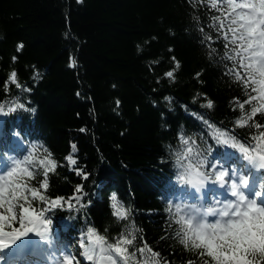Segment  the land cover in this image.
<instances>
[{
  "label": "trees",
  "instance_id": "trees-1",
  "mask_svg": "<svg viewBox=\"0 0 264 264\" xmlns=\"http://www.w3.org/2000/svg\"><path fill=\"white\" fill-rule=\"evenodd\" d=\"M217 7L227 14L226 0H217ZM221 11L211 8V0H0V104L5 111L14 101L29 109L3 117L0 158L20 159L34 171L23 183L35 188L47 160L55 161L47 190L40 189L49 201L67 200L83 185L84 207L73 201L72 208L63 204L45 213L52 218L51 243L60 255L72 251L80 264H89L80 241L86 242L92 227L108 243L135 235L125 245L129 253L136 250L132 264L154 253L160 264H214L202 249L179 243L175 208L191 219L182 207L193 183L217 182L215 165L225 169L228 145H217V138L249 148L247 154L234 149L238 154L230 157L236 166L247 155L261 158L253 151L259 143L253 137L264 132V111L242 127L236 123L260 101L245 85L238 58H226L232 46L225 48L224 34L217 31ZM13 71L19 89L9 81ZM236 72L244 79L236 80ZM251 96L257 99L247 103ZM181 135L189 145L180 142ZM70 154L75 166L66 160ZM112 193L130 210L126 220L112 215ZM23 203L17 201L11 228H19ZM31 203L37 210L47 207ZM145 244L150 251L142 256L138 249Z\"/></svg>",
  "mask_w": 264,
  "mask_h": 264
},
{
  "label": "snow or ice",
  "instance_id": "snow-or-ice-1",
  "mask_svg": "<svg viewBox=\"0 0 264 264\" xmlns=\"http://www.w3.org/2000/svg\"><path fill=\"white\" fill-rule=\"evenodd\" d=\"M77 2L81 3L82 0H77ZM221 3L223 4V0H221ZM261 3H264V0H240V2H236V0H226L227 14H225L217 7V0H211V8L221 11V16L215 17V20L219 21V28L217 31L224 34L223 39L226 41L225 48H229V45L232 46L230 52L226 53V58L233 61H237L238 58L239 67L244 70L247 77V80H244L245 85L247 87H251L252 91L258 93L259 96L260 106L253 105L251 108V115L243 118V123H241L240 120H237L236 123L241 127L244 123H247L248 120L255 116L257 112L264 111V78H262L259 73L251 70L253 53L256 49L248 46L249 41L259 40V37L255 34V32L252 35H248L246 31V22L253 18V16L257 22L264 19V7H260ZM250 27L254 28L256 32H264V23L251 24ZM202 30L203 29H201V31ZM229 33L231 34L230 36L228 35ZM22 48L23 45L21 44L19 45L17 51ZM212 52H216V48H212ZM15 59L16 57H13V60ZM74 66L75 61L73 60L69 67ZM179 67L180 65L177 62L176 68L178 69ZM232 71V69H229V72ZM165 75L168 78H173L174 73L173 71H168ZM235 78L238 81L244 79L239 72L235 73ZM9 81L10 83L15 84L18 89L22 87L17 81L16 72L14 71L11 73ZM248 81H251V84H248ZM24 91L30 92L31 89L25 87ZM165 99L168 98L165 97ZM256 99V96H251L247 103H251L252 100ZM119 103L120 102L117 100V106H119ZM13 104L14 106L9 107L7 111L4 110V105L0 104V115L8 116L9 113H15L17 109L29 111L26 103L24 102L14 101ZM212 106V102L208 101L206 107L212 108ZM240 108H244L243 103L240 104ZM31 111L35 112V109H31ZM256 127L259 128L260 125L257 124ZM81 131L83 132L84 129H81ZM223 135L224 134L221 133V136ZM253 139L259 140V143L255 146L253 151L259 154L261 158L264 157V132H261L258 137H253ZM180 142L183 145L190 144V141L183 135L180 136ZM216 144L228 145L232 149H239L240 152L245 154L250 151L249 148L245 147L243 144L235 142L231 138H217ZM188 149L191 150L192 148L189 147ZM76 151V145L72 144L71 152L74 154ZM208 151L211 152L212 148L209 147ZM48 155L50 157L51 154L49 153ZM205 155H207V153H205ZM30 159L31 157H28L23 163H27ZM208 159L210 160V156H208ZM66 160L71 166H75L77 164V160L71 154L66 157ZM47 165H50L51 168L47 167ZM179 165L180 161L177 160L176 167L178 168ZM11 166V171H9L7 175H0V178H3L0 180V183H2L6 189L3 193V204L0 205V209L3 210L0 212V252L10 248L18 240L29 236V234H34L43 241H49L53 221L52 218H45L46 212H54L55 209L61 208L63 204H67L69 208H72L73 201H75V203L81 208L85 206L82 202L83 185H78L75 189V194L67 200L58 197L49 201L48 198L41 193L40 189H44L46 191L48 188V172L56 168V162L50 158L47 160V164L45 165L44 179L40 182L39 188L29 187L27 184L23 183L24 175L33 177L34 171H29L27 168L23 167L20 159H17L15 161V165ZM209 167H212V165L210 164ZM215 169L217 181L224 182L226 180L231 181L236 179L233 172L230 175L229 171L223 169L220 165H215ZM75 174L77 176H82L85 180L88 179V176L80 169H75ZM242 180L245 182L243 184L248 183L247 179L241 178L240 182H242ZM224 186L227 187L228 185L225 184ZM231 187L233 189V184ZM20 189H23V197L15 196V192ZM242 191L244 190L242 189ZM26 192L30 193V197L25 195ZM245 195L241 196L245 197ZM236 197L237 193L232 191L229 199H236ZM262 197H264V192H262L260 198ZM31 200L44 202L47 207L43 210L34 209L32 207ZM110 200L111 208L113 209L112 215L118 220H126L130 214V210L125 209L124 204L118 200L116 193L111 194ZM252 200H255L256 202L253 207L259 205L260 208H264V206H261V204H264V198L260 199V203H258V199L249 198V201ZM17 201H24L23 204H20L21 211L19 213V228H11L12 223L17 220V215L14 211ZM76 210L79 211V208ZM180 212L181 209L179 207L175 208V215L178 216L176 223L179 225V230L176 235L179 238V243L185 248L191 246L193 249H202L203 251L200 254L211 258V260L214 261V264H261V262L264 261V255H261L259 251H257L253 256L250 251L243 249L240 246L241 238L239 236L213 238L206 234H199L198 230L193 229L192 223H190L186 216L177 215ZM30 217L34 218L35 222H31ZM6 227L11 228V231H5ZM98 236L100 235H97L95 230L92 227H89L87 228V242L83 239L80 241V247L83 249V257L89 262V264H99L97 259L99 249L93 248L90 243ZM135 239V235L128 233L127 235L122 234L115 241V243L106 242V246L111 245L107 254L111 257L112 264H132V262L136 260V250L129 253V249L125 247V245H131ZM138 251L142 256H144V254L149 252L150 249L145 244L144 247L138 249ZM158 256V253H154L152 257H145L142 264H160V261L155 259V257ZM241 257L243 259H240ZM0 264H3L2 258H0ZM55 264H80V262L78 259H75L74 253L71 251V254H64L57 259ZM204 264H208V261H205Z\"/></svg>",
  "mask_w": 264,
  "mask_h": 264
},
{
  "label": "clouds",
  "instance_id": "clouds-1",
  "mask_svg": "<svg viewBox=\"0 0 264 264\" xmlns=\"http://www.w3.org/2000/svg\"><path fill=\"white\" fill-rule=\"evenodd\" d=\"M260 7H264V3H261ZM255 23H264V19L260 21H255L253 18L249 19L246 22V31L248 35H252L254 32L259 37V40H252L248 42V46L256 49L253 53V63L251 65V70L257 72L264 78V32H256V30L250 27L251 24ZM250 163L257 164L259 168L264 169V157L260 158L259 161L255 157H247ZM3 178H0L2 180ZM192 183L191 180L188 181ZM203 179L200 180V183L203 184ZM242 183H245L242 180ZM236 185L233 184V192H236ZM5 187L0 183V195H3ZM23 189L15 192V196L23 197ZM240 201H244L245 197L240 196ZM255 200L248 201L246 209L243 211H238L237 215L241 217L239 223H232L229 221L225 225L222 221H217L215 224H207L205 222L194 223V217L189 219L192 223L193 229L198 230L201 235H209L213 238H223L226 236H239L241 238V247L247 251H250L253 256L257 251L261 255H264V208L255 205ZM227 207L231 208L232 205ZM239 209V205H237ZM214 214V213H211ZM228 213L225 212L224 215ZM31 222H35L34 218L30 217ZM91 245L93 248L99 249V254L97 259L99 264H112L111 257L107 254L111 245L106 246V240L103 236H98L92 240ZM240 259H243L242 257Z\"/></svg>",
  "mask_w": 264,
  "mask_h": 264
},
{
  "label": "rangeland",
  "instance_id": "rangeland-1",
  "mask_svg": "<svg viewBox=\"0 0 264 264\" xmlns=\"http://www.w3.org/2000/svg\"><path fill=\"white\" fill-rule=\"evenodd\" d=\"M238 2H240V0H238ZM1 119H2V115H0V121ZM226 149L227 151L232 152V149L230 147H227ZM228 162H229V159H228ZM245 165L247 166V168H250L252 170L261 169L257 166V164L250 163L248 158H245ZM233 174L236 177V179L231 180L232 181L231 186L232 184H236L237 186L236 187V193H237L236 199H229V196L231 193L227 192L228 189L224 186V183H221L222 186L218 188L217 190H215L213 185L211 186L212 190L206 184L200 183L197 185V187L195 188V192L191 196V198L193 200V198L196 197L194 199H197L196 205L198 206L195 207L192 205L193 207L192 206L188 207L190 213L193 214L196 221H204L205 223H207V221L209 220L208 218H219V219H223L224 217L241 218L240 216L237 215V212L242 211L241 208L243 210L246 209V205H247V202L249 201V198L258 199V203H260V199H262L263 197L262 198H260L261 196L258 198L254 197L252 193L253 188H251L249 185L245 188L242 187L241 185L242 182H240L242 178V174L237 170L233 171ZM242 189H244V191H242ZM211 193L213 194V197L216 200V205L218 206V208L214 211H209L208 209H206V204L208 203V200H209L208 196ZM241 195H245L244 203L239 200V197ZM228 205H232V207L229 208L227 207ZM237 205H239V209L237 208ZM257 206L259 207V205ZM261 206H264V204H261ZM225 212H227L228 214L224 215ZM211 213H214V214H211ZM46 243L47 241H43L39 238V242L37 243L38 247H36L37 249L34 254H37L39 256L38 253L40 252V246L46 245ZM51 257L52 259L50 260V263L55 264L57 258H54L53 256Z\"/></svg>",
  "mask_w": 264,
  "mask_h": 264
}]
</instances>
